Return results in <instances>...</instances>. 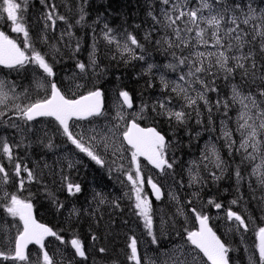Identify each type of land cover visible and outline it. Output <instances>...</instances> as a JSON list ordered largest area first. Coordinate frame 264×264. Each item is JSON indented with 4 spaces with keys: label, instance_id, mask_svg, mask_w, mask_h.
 <instances>
[{
    "label": "trees",
    "instance_id": "trees-1",
    "mask_svg": "<svg viewBox=\"0 0 264 264\" xmlns=\"http://www.w3.org/2000/svg\"><path fill=\"white\" fill-rule=\"evenodd\" d=\"M223 2L228 5L240 4L245 14L248 11L246 5L249 3L257 9V14L264 11V0ZM191 3L195 6L196 0H191ZM53 4L55 13L64 16L66 21L56 19L54 28L51 26L45 28L44 17ZM163 7L160 0H28L25 20L30 35L36 49L53 64L55 76L48 79L54 80L58 86H63V90L68 91L70 90L68 76L79 71V78L73 82L80 87L74 88V92L70 90L69 94L78 97L95 89L103 92L106 102L104 115L88 121L89 123L97 124L106 119L116 123L119 118L114 120L110 117L114 112V101L121 102L119 93L128 91L134 106L131 109L124 106L125 109L139 112L141 105H149L145 113L147 119L141 121V124L158 127L170 142L167 149L169 162L174 160L173 168L166 169L162 175L158 174L161 180L156 179L164 192L162 200H155L149 186L145 187V194L151 202L153 232L158 239V244H154L152 236L144 226L143 218L134 207L135 190L127 174L131 173L136 178V166L131 160V149L120 137L124 121L117 123L118 126L119 124L123 126L118 127L116 134L122 151L118 152L104 146L99 148L94 144L95 150L104 160L103 165L81 153L58 130V124L52 120L27 122L28 126L24 127L22 134L7 124L9 131L12 129L18 134L12 136L10 140L15 153L12 163L11 161L7 163L11 164L13 171L8 172L7 184L0 180V195L5 190L16 193L19 181L23 179L24 190L20 195L31 199L38 221L51 227L65 241L79 237L86 249L85 260L74 255V250L69 244H62L54 237L47 241L46 250L56 264H134L128 259L132 237L137 240L141 264H181L187 258V255L183 258L185 249L193 248L187 242L185 229L198 228L192 208L207 215L210 226L231 246L233 249L229 253L231 264H250L249 257L258 264V256L252 249L250 250L248 240L252 242L258 228L264 227V186L258 182L257 176L252 175L254 161L244 160L243 151L234 150L229 157L228 149L223 147L224 140L220 139L223 131L221 121H224L232 130L237 146L239 145L242 139L240 133L236 131L239 105H233L227 117L223 115V109L219 112L214 109L211 125L202 104L203 124L196 123L195 113L186 125L178 126L174 121L169 122L164 117L155 116L151 110V106L157 100L168 96L172 97V104L177 107L183 103V100L170 90L171 82L178 80V72L165 67L169 62H174L171 50L165 51V45L157 46L154 43V40L164 35L163 30L153 31L152 40H144L145 34L153 29V20L149 13L158 15ZM81 8L85 19L77 23L80 20ZM48 24L51 25V21ZM105 24L121 44L127 33L135 35L144 44L145 59L129 60L127 53L121 52L114 43H109L104 38ZM11 28L12 25L7 19L0 18V29L20 43L23 39L18 34H13ZM42 36H46L47 40H42ZM140 54L141 50H137V55ZM79 62L86 65L85 71L81 72L77 67ZM149 64L155 65L151 72H148ZM29 70L30 66L21 71L0 69L7 75L6 79L22 90L20 99L24 103H31L46 96L36 94L37 87ZM36 70V74L44 75L41 69ZM161 76L170 82L167 91L161 86ZM216 83L225 96L230 95L228 83L222 80H217ZM233 83L240 84L244 92L249 89L256 91L255 85L244 84L239 77ZM214 97L215 94L211 93L210 98ZM42 123H46V130L38 127ZM209 142L217 144L229 164L219 181L212 180L209 171L200 164L201 153L205 144ZM49 143L51 147L47 146ZM3 162L0 157V164ZM16 163L21 165L19 176L14 168ZM140 166L141 170L153 171L143 161H140ZM237 166L243 177L240 181H237L234 175ZM25 167L32 170L35 180H28L27 172L23 171ZM209 169L216 171L217 175L221 174L211 165ZM197 172L206 183L202 185L190 183L192 175H196ZM69 182L79 184L81 191L75 195L70 194L67 190ZM209 200L221 204L222 207L217 209ZM233 200L237 203L233 204ZM229 209L245 218L249 225L248 231L243 229L237 231L236 227L234 228L236 222L227 217ZM3 224L8 225L11 235L14 229L12 220L1 213L0 225ZM242 235L247 239L244 240ZM93 236L96 237L95 240L92 239ZM10 248L11 245L6 244L5 233L0 232V250L7 252ZM101 248L105 251L101 252ZM28 254L31 264H37L38 258L42 261L40 249L31 247ZM0 264L13 262L0 258Z\"/></svg>",
    "mask_w": 264,
    "mask_h": 264
},
{
    "label": "snow or ice",
    "instance_id": "snow-or-ice-1",
    "mask_svg": "<svg viewBox=\"0 0 264 264\" xmlns=\"http://www.w3.org/2000/svg\"><path fill=\"white\" fill-rule=\"evenodd\" d=\"M28 0H0V18H5L11 22V31L21 34L23 40L18 43L16 39L10 38L8 34L0 30V66L7 69L21 71L27 65H34L42 70L46 77H54L53 64L49 63L46 56L38 51L29 32V27L25 20V12ZM164 6L158 15L149 13L153 20V29L145 34L144 40H152L153 31L163 30L164 35L154 40L157 46L165 45V51L171 50L174 62H169L165 67L173 72H178V80L172 81L171 92L183 100L179 107L172 104V97L157 100L151 106V110L157 117H164L169 122L174 121L176 125H186L195 113L196 123L203 124L201 104L207 112L209 125L212 124L213 110L219 112L223 109V115L227 117L228 111L233 105H239V112L236 118L237 129L241 136V141L237 146L230 130L224 121H221L223 131L220 139L224 140L223 147L228 149L229 157L232 152L243 151L244 160L255 161L257 155L260 163L255 165L252 175L257 176L258 182L264 186V11L257 14V9L249 3L246 5L248 11L245 14L240 4L228 5L223 0H196L195 6L191 0H160ZM55 5H51V10L44 17L45 28L55 27L56 19L66 21L64 16L55 13ZM239 13V14H238ZM55 16V19H54ZM85 19L83 8H81L80 21ZM51 21V25L48 22ZM255 21V23H254ZM243 25L244 27H242ZM71 27V25H69ZM106 31L104 38L109 43H114L123 53L128 54L129 60H144V44L135 35L127 33L124 42L112 35V30L105 24ZM47 40L46 36L41 37ZM23 45V46H22ZM134 46V47H133ZM79 50V44H77ZM137 50L141 54L137 55ZM94 55V53H93ZM123 58V57H122ZM93 64L95 60L93 59ZM77 67L83 72L86 65L79 62ZM155 65H148V72H151ZM179 70V71H178ZM244 84L256 86V91L249 89L244 92L240 84L233 83L237 78ZM217 80H222L229 84L230 95L225 96L217 85ZM162 88L169 89V81L164 76L160 77ZM259 82V83H257ZM152 86L151 84L149 85ZM36 87L44 88L47 95L41 99L21 106L13 104L9 107L10 99H19L15 93V84L9 85L0 79V120H3L8 111H13L15 116L27 122L37 120V118H52L57 122L58 130L67 137L81 153H84L91 160L99 165L104 164V160L95 150L94 143L96 135H91L87 140L85 134L74 133V127H79L75 122L87 120L93 117L104 115V94L100 89L88 91L86 94H69L70 90H63V86H58L54 80H47L45 84L43 78L37 79ZM80 87V85H77ZM214 93L215 97L210 98ZM121 107L133 108V99L128 91L119 93ZM259 97V99H257ZM149 105L140 106L139 112L132 114L131 118L125 119L122 113H118V118L124 121L123 131L120 133L122 141L126 142L131 149V160L135 163V173H128L127 178L131 181L135 189V209L138 215L143 218L144 226L152 236V242L158 244V239L153 232V218L151 215V202L142 197V187L144 178L141 175L140 157L145 158L155 168L162 173L166 169L173 168V162H169L167 149L170 142L166 136L158 130L157 126H142L141 121L147 119L145 113ZM159 109V110H157ZM12 119V117H9ZM71 122V123H70ZM12 127H18L12 124ZM95 132V129L92 130ZM47 134V133H45ZM107 140V136L102 137ZM51 147V143L47 145ZM249 148L252 152H249ZM0 149L12 161L13 148L7 142H0ZM243 163V160L241 161ZM196 162H193L195 164ZM200 164L209 171L212 180L219 181L225 170L229 167L222 152L216 143L205 144L201 153ZM220 171L217 175L216 171ZM17 176L21 173V165H14ZM28 180H35L32 170L26 167ZM191 174L192 169H189ZM237 181L243 179L239 166L234 169ZM0 180L4 184L9 181V175L3 164H0ZM24 180L20 179L18 191L9 193L6 190L0 195V208H3L8 216L17 219L15 235H9L10 229L7 224L0 225V232L5 233L6 242L11 245L9 251L0 250V258L11 260L13 264H31L28 245L39 246L42 261L37 259V264H56V261L46 250L45 239L49 236L60 240L62 244H69L74 250V255L87 259V252L82 240L74 237L70 241H65L56 231L46 224L38 222L33 213L31 199L20 195L24 190ZM148 183L159 199L161 190L159 186L148 178ZM190 183L204 184L206 181L197 172L192 175ZM67 190L75 195L81 191L79 184L68 183ZM103 202V199H101ZM191 203V201H189ZM217 209L222 205L213 200H209ZM237 203L236 200L232 201ZM62 207V205H58ZM199 222V227L195 230L185 229L187 242L193 246L190 253V261L186 258L181 264H230L229 253L233 250L229 244L217 235L216 231L209 225V217L196 208L191 209ZM227 217L234 220L237 231L249 230V225L245 218L237 212L228 210ZM257 242L254 245L258 251V264H264V227H259L255 233ZM96 239L95 236L92 237ZM130 255L128 259L134 264H141V257L138 252L137 240L132 237L129 244ZM101 252L105 249L101 248ZM202 254V255H201ZM206 258V259H204ZM250 264H257L249 257Z\"/></svg>",
    "mask_w": 264,
    "mask_h": 264
},
{
    "label": "rangeland",
    "instance_id": "rangeland-1",
    "mask_svg": "<svg viewBox=\"0 0 264 264\" xmlns=\"http://www.w3.org/2000/svg\"><path fill=\"white\" fill-rule=\"evenodd\" d=\"M10 22V21H9ZM11 23V22H10ZM12 25V24H11ZM13 34H17L15 32H13ZM22 39V35L21 34H18ZM30 66V70L29 72L31 73V76H32V79L34 80L35 84H36V81L37 79H41L43 78L45 84L47 83V80L48 77H46L45 75H38L36 74L37 70H36V66L34 65H29ZM3 70V69H1ZM6 71V70H4ZM36 71V72H35ZM42 71V70H41ZM81 71V70H80ZM82 72V71H81ZM7 75L3 74L1 71H0V79H3L5 80L6 82L9 83V85L13 84V82H10L8 79H6ZM80 76V72H76V73H71L69 76H68V82H69V85H68V88L70 90H73L74 88H77V83H74L73 81H75L77 78H79ZM52 78V77H51ZM73 83H72V82ZM15 84V83H14ZM74 92V90L72 91ZM15 93L19 96V99H10L9 100V107H11L13 104H20L21 106L25 105V104H28V103H24L20 98L22 97V90H20V88L15 84ZM36 94L40 95V94H44V95H47V91L46 89L44 88H37L36 89ZM121 102L120 101H114V105H113V108H114V112L111 114L110 117H112L114 120L118 119V113H122L125 117V119H128V118H131L132 114L135 113L136 111H128L125 109V107H121ZM0 110H4L2 108H0ZM9 117H12V119H9ZM121 120L118 119L116 123L113 122V120L111 121L110 119H106L104 120L103 122L100 121L99 123L96 124V122H93V123H89L88 121L87 122H75L77 125H79V127H74V133H81L83 132L85 134L84 138L87 140L91 135H96L97 139L95 142H93L95 145L97 144V146L99 148H102L103 146L106 147V148H112L114 149L115 151H122V147L119 145V141L118 139L116 138V134H117V130H118V127L120 126H123L122 124L118 126L117 123H119ZM7 124H10V127L11 128H15L16 130H19V134H22L24 131V127L25 126H28L27 123L16 117L15 116V113L13 111H8V114L3 117V120H0V132L2 133V137L0 138V142H7L8 144H10V140H12V136H15L16 134H18V132L16 131H12V129H10V131L8 130L7 128ZM12 124H16L18 127H12L11 125ZM4 127V128H3ZM42 129H45L47 128V125L46 123H42L41 126H38ZM95 129V132H93L92 130ZM9 133V138H8V133ZM13 132V133H12ZM12 133V134H11ZM107 136V140H102V137L104 136ZM11 145V144H10ZM94 145V146H95ZM249 152H252V149L249 148L248 150ZM14 150H13V157H14ZM0 157L2 158V160L4 161L3 162V165L5 167V169L7 170V172H10V171H13V167L11 166V164H8L9 159L6 157V155L3 153L2 149H0ZM12 163V161H11ZM69 163H71V161H69ZM260 163V157L257 156L256 160L254 161V167L255 165L259 164ZM136 166V165H135ZM253 168V167H252ZM141 175L143 176L144 178V183L143 185H141L142 187V197H146L149 201V197L145 194V191H146V186L147 185H150L148 183V178L150 177L152 182H156V179L158 180H161L159 177H158V174L154 173L153 171H148V170H141ZM137 178V177H136ZM138 179V178H137ZM3 183V182H2ZM134 189V187H133ZM135 190V189H134ZM171 193L169 192V195ZM4 201L0 200V203H3ZM1 213H4L5 214V217H8V218H11L12 220V225L14 226L16 223H17V219H14L12 218L11 216H8L4 209L3 208H0V216H1ZM235 228V226H234ZM10 235V234H9ZM11 235H15V227L14 229L12 230L11 232ZM242 238H244V240H246L247 238L245 236L242 235ZM256 237H252V242H250L248 240V243L251 245V248L250 250L252 249V251L258 256V251L257 249L255 248V244L257 242V238H256V241L254 240ZM6 244H8L6 242ZM10 245V244H8ZM193 250V248H186L185 249V253L183 255V258L187 255V259L190 261L191 257H190V253L191 251ZM50 255V254H49ZM51 256V255H50ZM179 262V261H178Z\"/></svg>",
    "mask_w": 264,
    "mask_h": 264
},
{
    "label": "water",
    "instance_id": "water-1",
    "mask_svg": "<svg viewBox=\"0 0 264 264\" xmlns=\"http://www.w3.org/2000/svg\"><path fill=\"white\" fill-rule=\"evenodd\" d=\"M0 68H3V69H7V68H5L4 66H0ZM104 109H105V100H104V108H103V112H104ZM94 118V117H93ZM41 119H52V118H44V117H40V118H37V120H41ZM89 119H91V118H89ZM89 119H87V120H89ZM53 120V119H52ZM87 120H82V121H87ZM71 123V122H70ZM125 144H126V142H125ZM126 146L128 147V148H130V146H128L127 144H126ZM140 159H142V160H144L145 162H147L154 170H156V171H158V172H160V173H162L159 169H157V168H155V166L154 165H152V164H150L145 158H143V157H140ZM160 188V187H159ZM152 190V192H153V194H154V198L156 199V200H162V198H163V192H162V190H161V188H160V190H161V195H160V198L159 199H157L156 198V194H155V192H154V190L153 189H151ZM33 213H34V211H33ZM34 216H35V218H36V215H35V213H34ZM36 220H37V218H36ZM38 221V220H37ZM39 222V221H38ZM41 223V222H40ZM43 224V223H42ZM198 227H199V222H198ZM218 235V234H217ZM50 238H52V236H49V237H47L46 239H45V242L48 240V239H50ZM44 242V243H45ZM31 246H36V247H39L38 245H35V244H30V245H28V249H29V247H31ZM206 259V258H205ZM231 264V263H230Z\"/></svg>",
    "mask_w": 264,
    "mask_h": 264
},
{
    "label": "bare ground",
    "instance_id": "bare-ground-1",
    "mask_svg": "<svg viewBox=\"0 0 264 264\" xmlns=\"http://www.w3.org/2000/svg\"><path fill=\"white\" fill-rule=\"evenodd\" d=\"M42 183V182H41Z\"/></svg>",
    "mask_w": 264,
    "mask_h": 264
}]
</instances>
